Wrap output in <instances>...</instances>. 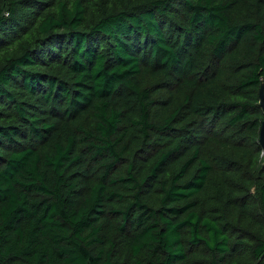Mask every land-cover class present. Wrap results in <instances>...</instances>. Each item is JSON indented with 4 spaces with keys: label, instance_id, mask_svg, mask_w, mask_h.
Returning <instances> with one entry per match:
<instances>
[{
    "label": "trees",
    "instance_id": "16d2710c",
    "mask_svg": "<svg viewBox=\"0 0 264 264\" xmlns=\"http://www.w3.org/2000/svg\"><path fill=\"white\" fill-rule=\"evenodd\" d=\"M264 0H0V264H264Z\"/></svg>",
    "mask_w": 264,
    "mask_h": 264
},
{
    "label": "water",
    "instance_id": "95a60500",
    "mask_svg": "<svg viewBox=\"0 0 264 264\" xmlns=\"http://www.w3.org/2000/svg\"><path fill=\"white\" fill-rule=\"evenodd\" d=\"M259 98H260V105L264 111V95L262 92V88L259 91ZM258 142L261 145L263 151H264V120L260 124V129H259V138Z\"/></svg>",
    "mask_w": 264,
    "mask_h": 264
}]
</instances>
